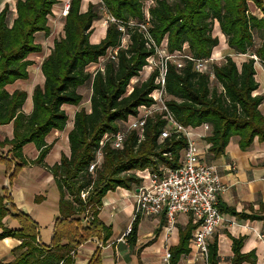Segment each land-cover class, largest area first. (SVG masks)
Instances as JSON below:
<instances>
[{
  "label": "trees",
  "instance_id": "1",
  "mask_svg": "<svg viewBox=\"0 0 264 264\" xmlns=\"http://www.w3.org/2000/svg\"><path fill=\"white\" fill-rule=\"evenodd\" d=\"M59 2L16 0L11 20L8 4L0 10V126L9 123L13 126L12 139L0 142V146H10L9 153L15 162L13 173L28 164L43 165L51 149L46 136L52 131H63L67 124L62 107L79 106L83 97L78 89L91 84L90 111L84 108L77 111L68 133L69 156L62 154L59 163L44 165L59 191L60 218L55 223L50 246L39 244L36 224L28 216L10 214L6 196L0 194V240L20 241L11 252L15 258L7 264H72L70 252L88 237L103 234L106 239L110 234L98 219L108 191L130 190L139 182L136 171L162 174L165 169L179 167L187 139L179 134L160 139L166 125L165 113L156 112L146 119L141 136L136 131L129 132L122 149L114 150L105 144L101 149L102 161L93 173L87 171L105 134L115 133L122 122L138 115L140 107L155 104L152 93L159 88L158 68L146 80L133 84L130 92L127 90L131 80L139 76L148 59L156 54L155 48L166 41L168 53L183 51L186 46L193 59H209L219 44L214 35L217 24L227 46L236 54H246L253 46L254 32L264 33V0H100L96 4L89 2L85 12L81 11L82 0H69L62 36L53 42L50 53L40 64L43 86L33 89L32 111L25 115L22 106L26 93L21 90L9 93L5 87L28 79L27 69L33 64L29 55L42 51L35 35L50 34L48 17ZM249 2L260 9L261 19L250 14ZM103 7L109 16L121 22H142L147 9L149 33L155 46L147 44L141 32L132 29L127 30L128 41L122 47L123 34L114 24L107 25L97 44L91 43L93 24L101 20L99 10ZM113 48H118L115 60H107L102 71L94 74L86 71L88 65L97 63ZM252 53L264 63V43ZM193 66L188 60L183 61L181 68L171 62L167 64L164 105L173 119L185 128L210 126V134L204 140L211 159L225 153L231 137H237L241 151L249 149L255 138L264 142V116L259 111L263 98L253 95L257 89L254 60L238 67L226 56L220 64L210 63L205 72H197ZM29 143L38 150L32 161L22 154L23 146ZM5 161L6 158L0 157V162ZM218 209L243 219L258 218L264 223V216L236 214L219 202ZM82 215L89 218L86 228L81 227ZM7 216L16 219L20 228L3 226L2 220ZM136 224L137 219L128 235L133 239ZM192 229L188 225L179 231V244L170 251L171 264L188 252ZM65 239L67 243L61 244ZM242 242L243 238L232 239L231 264H241L252 257L240 253ZM207 262L217 264L216 243L209 246Z\"/></svg>",
  "mask_w": 264,
  "mask_h": 264
},
{
  "label": "crops",
  "instance_id": "2",
  "mask_svg": "<svg viewBox=\"0 0 264 264\" xmlns=\"http://www.w3.org/2000/svg\"><path fill=\"white\" fill-rule=\"evenodd\" d=\"M99 1L82 0L81 11H86L89 2L96 4ZM248 8L252 16L257 19L262 18V12L252 2L248 3ZM104 20L105 17H102V22ZM100 27L92 33L91 43L97 44L104 37L107 26L103 24ZM36 35H40V33ZM214 35L218 37L219 44L213 49L210 59L211 63L215 64H220L226 56H230L240 67L241 63L251 59L252 52L264 43V33L255 31L250 52L236 54L227 46L217 24L214 25ZM127 41L128 38L125 39V43ZM49 53L50 50L46 49L43 59ZM34 55L38 54L29 55V59L32 60ZM104 58L105 56L97 63L88 65L86 71L91 74L98 70L102 71ZM253 60L254 79L257 83V89L253 95L263 98L259 111L264 116V63L257 57L256 60ZM30 67L32 66L27 69V80H17L5 87L9 93L15 90L26 93L27 97L22 106V112L25 115H29L32 111L33 89L37 85L42 87L44 82L40 69L34 70ZM145 68L149 69L147 73L150 74L149 63L143 69ZM85 86L89 88L88 97L90 98V83L80 87L78 92L81 94V89ZM131 88L129 87L128 92L131 91ZM156 95L157 92H153L152 96L156 97ZM82 107H84L82 102L79 106L64 105L62 107L68 117L67 124L63 131H52L46 136L45 141L47 144H51V149L45 156L43 165L28 164L13 173L15 162L12 161L9 153L10 146H0V157L6 158L5 162H0V194L6 196V208L10 214H24L36 224L38 241L41 246H50L54 236L55 223L60 218L59 191L52 174L45 166L51 167L59 163L62 154L69 156L68 133L72 129L75 113ZM85 110L89 112L90 106ZM209 134L210 131L204 130L201 125L191 130V140L198 148L200 159L217 168L224 187L218 202L233 209L236 214L264 216V142H259L255 138L249 149L241 151L237 144V137H231L225 148V153L219 158L211 159L207 152L209 145L204 140ZM12 135V123L0 126V142L11 140ZM22 154L27 161H32L37 158L38 150L29 143L23 146ZM134 174L139 180L138 184L132 185L130 190L117 188L114 191H108L102 199L98 219L109 229V236L106 239L103 238V234L99 237L96 235L88 237L70 252L72 264H163L165 254L170 253L179 244V231L188 225L193 227L187 244L188 252L181 254L175 264H208L192 250V235L196 224L190 216L177 215L175 225L170 230L167 229L163 214L134 218L135 195L139 189L149 186L150 172L143 170L136 171ZM222 215L223 223L208 240L209 246L216 243L217 264H231L232 239L238 238H243L240 253L242 255L252 254L250 260L243 261L241 264H264L263 221L258 218L243 219L227 213H222ZM80 219L81 227L86 228L89 218L82 215ZM135 219H137V224L133 239L132 236H128L129 234L126 235V230L129 227L131 229ZM2 224L13 230L20 228L18 221L10 216L5 217ZM64 228L70 229L71 226L64 225ZM66 243L67 239L61 242V244ZM19 244L20 241L14 238L0 240V264H7L15 258L11 252Z\"/></svg>",
  "mask_w": 264,
  "mask_h": 264
},
{
  "label": "built area",
  "instance_id": "3",
  "mask_svg": "<svg viewBox=\"0 0 264 264\" xmlns=\"http://www.w3.org/2000/svg\"><path fill=\"white\" fill-rule=\"evenodd\" d=\"M69 9V0L64 2L61 16L65 17ZM105 20L103 24H114L117 30L123 34L121 46L125 47V39L128 38L127 30L137 29L147 41V44L154 45L149 33V15L145 10L144 20L136 22L118 21L109 16L102 8ZM160 47V46H159ZM158 47V48H159ZM155 48L159 55L158 65L159 75L156 78V84L159 88L156 97H153L155 104L150 107H140L138 115L129 117L122 126L113 134H105L99 142V148L94 159L88 166V172L93 173L97 165L102 161V147L108 143L114 150H120L129 132L136 131L138 136L142 135L146 119L156 112H164L163 118L166 125L160 133V139L168 138L171 134L183 135L187 139V146L184 148L180 158V165L175 169H165L162 174L150 173L149 186L138 190L135 195L134 218L138 216H157L163 214L167 223V229L173 228L176 222V216L188 215L196 224V229L192 235V250L200 256L205 262L208 260L209 238L215 233L217 228L223 223V215L218 209V200L224 187L220 181L217 168L204 162L199 157V151L196 144L191 140L190 128H185L178 124L164 105V78L167 70V64L173 63L177 68H181L184 60L192 61L194 70L205 72L208 65L212 62L209 59H193L185 51H176L168 53L166 44L163 48ZM118 48L109 49L102 63L107 60H115ZM104 57V56H103ZM102 57L99 59L101 60ZM151 58V57H150ZM150 58L148 63L150 64ZM255 59L254 55L250 56ZM98 59V60H99ZM154 91V92H155ZM153 94V93H152ZM155 106V107H154ZM203 129L210 131L208 124L202 125ZM85 197V193L81 194ZM130 227L126 230V235L130 233ZM163 264H170V253H166L163 258Z\"/></svg>",
  "mask_w": 264,
  "mask_h": 264
},
{
  "label": "rangeland",
  "instance_id": "4",
  "mask_svg": "<svg viewBox=\"0 0 264 264\" xmlns=\"http://www.w3.org/2000/svg\"><path fill=\"white\" fill-rule=\"evenodd\" d=\"M66 1H68V0H60L59 4L55 5L52 8L51 15L48 17V25L50 27V34L48 36H45L43 33H40V35H36L37 36L36 42H39L38 44L41 45L42 53L32 56L33 64L31 65L32 67H30L31 69L32 68L34 70L40 69V64L43 60V54L46 53V49L51 50L52 46H53V42L62 36V27H63L64 18L61 16V10H62L64 2H66ZM15 2H16V0H0V9H2L5 4H8L9 10H10V16H9L10 20L12 19L13 15H14ZM147 6L148 5L146 4V7ZM99 15H100V17L104 16L102 9L99 10ZM100 25L103 26L102 18L100 21H97L93 24V32L96 29L97 30L100 29L101 28ZM165 44H166V41H163L158 49H160L162 47L164 48ZM183 51H185V53L188 54L187 50H186V46H184ZM150 61H151V63L149 64V66H151V69L149 72L151 73L155 68H158L159 61H160L159 55L155 54L153 57L150 58ZM147 70H149V69H147V68L142 69V71L139 73V76L136 79L131 80L129 87H132V85L135 84L136 82H142V81L146 80V78L149 76V74L147 73L148 72ZM129 87L127 90H129ZM81 94L83 97L82 105L84 106L82 108L86 109L89 106L88 105L89 104V100H88L89 99V97H88L89 88L87 86L82 88ZM163 101H165V97H164ZM69 126H70V124H69ZM191 130L192 129L190 128V132H191Z\"/></svg>",
  "mask_w": 264,
  "mask_h": 264
}]
</instances>
